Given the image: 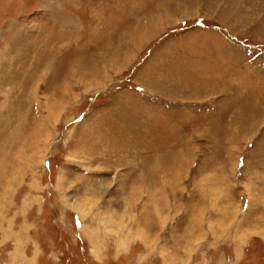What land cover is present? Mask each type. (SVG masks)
Wrapping results in <instances>:
<instances>
[{"label": "rangeland", "instance_id": "374dc122", "mask_svg": "<svg viewBox=\"0 0 264 264\" xmlns=\"http://www.w3.org/2000/svg\"><path fill=\"white\" fill-rule=\"evenodd\" d=\"M0 264H264V0H0Z\"/></svg>", "mask_w": 264, "mask_h": 264}, {"label": "bare ground", "instance_id": "6f19581e", "mask_svg": "<svg viewBox=\"0 0 264 264\" xmlns=\"http://www.w3.org/2000/svg\"><path fill=\"white\" fill-rule=\"evenodd\" d=\"M50 70H51V69H50ZM50 73H51V72H50ZM207 85H208V84H207ZM214 87H215V86H214ZM215 89H216V88H215ZM63 91H64V90H63ZM65 92H66V91H65ZM234 100H235V99H234ZM238 100H239V99H238ZM242 100H243V99H242ZM40 130H41V129H40ZM257 221H258V220H257ZM257 221H256V222H257Z\"/></svg>", "mask_w": 264, "mask_h": 264}]
</instances>
